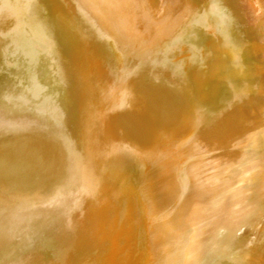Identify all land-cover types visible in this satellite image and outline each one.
Returning <instances> with one entry per match:
<instances>
[{
  "label": "bare ground",
  "instance_id": "bare-ground-1",
  "mask_svg": "<svg viewBox=\"0 0 264 264\" xmlns=\"http://www.w3.org/2000/svg\"><path fill=\"white\" fill-rule=\"evenodd\" d=\"M0 264H264V0H0Z\"/></svg>",
  "mask_w": 264,
  "mask_h": 264
}]
</instances>
